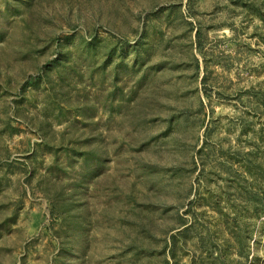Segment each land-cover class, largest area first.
<instances>
[{
	"label": "rangeland",
	"instance_id": "rangeland-1",
	"mask_svg": "<svg viewBox=\"0 0 264 264\" xmlns=\"http://www.w3.org/2000/svg\"><path fill=\"white\" fill-rule=\"evenodd\" d=\"M0 264H264V0H0Z\"/></svg>",
	"mask_w": 264,
	"mask_h": 264
}]
</instances>
